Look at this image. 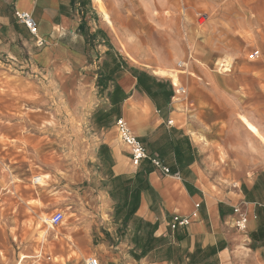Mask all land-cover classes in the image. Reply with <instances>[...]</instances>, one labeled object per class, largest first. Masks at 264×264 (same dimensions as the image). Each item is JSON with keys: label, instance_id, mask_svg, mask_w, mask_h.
<instances>
[{"label": "crops", "instance_id": "crops-1", "mask_svg": "<svg viewBox=\"0 0 264 264\" xmlns=\"http://www.w3.org/2000/svg\"><path fill=\"white\" fill-rule=\"evenodd\" d=\"M188 1L194 9L216 8L206 0ZM102 2L120 9L129 0ZM20 11L36 21L41 47L17 21ZM236 12L247 27L244 32L212 34L201 45L184 32V42L176 41L178 57L199 45L205 55H228L238 62L231 73L216 71L219 79L195 67L199 80L190 82L193 93L177 99L172 82L146 65L141 44L126 39L119 27L117 35L111 32L92 0H0V57L35 65L49 73L63 95L80 103L84 96L91 104L86 153L92 157L87 162L103 188L80 198L85 213H79L82 220L72 231L69 252L83 258L93 251L104 264H202L207 253L218 264L246 249L251 264H264V144L240 120L244 116L264 136V0H249ZM109 13L114 24L123 22ZM251 13L254 31L245 20ZM186 28L180 23L181 30ZM247 48L259 57L246 61ZM205 62L212 64L211 58ZM118 118L169 168V175L148 161L132 164L117 134ZM195 211L188 227L169 229L171 216L190 217ZM239 216L247 219L244 231L235 228ZM53 247L57 255H68L60 243L54 241ZM162 249L165 258L157 261Z\"/></svg>", "mask_w": 264, "mask_h": 264}, {"label": "rangeland", "instance_id": "rangeland-1", "mask_svg": "<svg viewBox=\"0 0 264 264\" xmlns=\"http://www.w3.org/2000/svg\"><path fill=\"white\" fill-rule=\"evenodd\" d=\"M206 1L213 2L216 8L194 9L188 0H147L146 5L142 0H129L124 8H104L109 16V12L122 16L123 22L113 25L141 44L146 65L186 70L194 75H182L179 83L161 78L184 86L189 99L193 93L190 82L199 80L195 67L211 71L212 79H219L215 63L222 64L225 57L205 55L199 46L201 40L212 34L228 35L233 30L244 32L247 28L236 10L249 0ZM92 3L97 9L93 0ZM254 17H245L252 31ZM180 23L197 31L194 39L199 45L190 49L192 58L188 64L184 63L185 57L175 55L176 41L184 42L185 29H180ZM251 51V48L244 51L246 61L250 60ZM206 58H211V65L206 64ZM179 61H183L182 68L176 66ZM62 90L54 85L49 73L35 65L11 64L0 57V264H17L21 255L26 256L21 264H85L88 258L96 257L93 251L83 258L72 249L69 252L74 242L72 231L82 220L79 213H85L80 198L85 192L96 194L103 188L96 169L87 162L92 157L86 153L91 104L84 96L81 103L75 102L63 95ZM91 170L93 177L89 175ZM87 175L89 179L85 180ZM35 177L39 178L38 185L33 183ZM55 211L63 212L64 221L49 228V219ZM92 219L98 222L97 216ZM54 241L68 250V257L54 252ZM247 252L235 250L218 264H251ZM165 254L164 249L158 250L157 261L165 258ZM203 257L202 264H214L207 253Z\"/></svg>", "mask_w": 264, "mask_h": 264}, {"label": "built area", "instance_id": "built-area-1", "mask_svg": "<svg viewBox=\"0 0 264 264\" xmlns=\"http://www.w3.org/2000/svg\"><path fill=\"white\" fill-rule=\"evenodd\" d=\"M15 16H16L17 21L28 30L29 34L32 37L36 39L35 40L36 47H41L44 44V42L43 40L37 37V29H38L37 23L33 19L32 15L29 14L28 12L20 11V12H16ZM258 57H259V53L257 51H253L248 56V58L251 60L256 59ZM176 66L178 68H182L184 65H183V62L179 61L176 63ZM171 84L173 87L174 98L181 99L186 95V89L184 86H182L181 84L176 85V86L173 83ZM167 125L171 126L172 121L168 120ZM115 126H116L117 134H118L120 141L130 151L129 152L130 160L135 167H138L143 161H148L151 167L154 170L159 171L162 175L170 174L169 168L163 166L161 160L156 155L149 154L147 152L144 145L132 133V130L129 124L123 118L116 119ZM38 180L39 178L35 177L33 180V183L38 185L39 184ZM195 208L198 209L199 205H196ZM234 212L237 213L239 212V210L234 209ZM195 217H197L196 211L190 217L173 215L171 216L169 220L168 227L172 232L180 228H186L190 225L192 218H195ZM64 218L65 216L63 212L55 211L49 219L50 227L54 228V227L61 225L62 222L64 221ZM246 226H247V219L243 216H239L235 221V228L238 231H244L246 229ZM85 264H99V263L95 257H90L85 261Z\"/></svg>", "mask_w": 264, "mask_h": 264}, {"label": "bare ground", "instance_id": "bare-ground-1", "mask_svg": "<svg viewBox=\"0 0 264 264\" xmlns=\"http://www.w3.org/2000/svg\"><path fill=\"white\" fill-rule=\"evenodd\" d=\"M142 1H143V4L144 3L145 4L147 3L146 2L147 0H142ZM93 2L96 4L97 10H99V12H100L99 14L101 15V18H102V21L104 22V24L110 29V31H112L113 33H115L117 35L118 32L115 29V27L113 25V22H112V20H111V18L109 16L108 12L105 10L104 4H103L102 0H93ZM246 17L247 18H250V17L253 18L254 15H253V13H251L250 15H248ZM186 29H188V28H186ZM188 31H189V34L186 33V36H187L188 40L195 38V34H197V31L196 30H192L190 28L188 30H185L184 32H188ZM126 39L130 40L129 37L126 38ZM188 40H186V41H188ZM121 46H122L124 52L126 54H128L130 56V58H133L134 59V57L131 54H129L126 45L122 44ZM192 46H194V45H192ZM190 53H191L190 52V49L188 48V52L186 54L187 56H185V62H184L185 64H188V61H190V59L192 58ZM134 60H136V59H134ZM181 62H183V61H181ZM236 64H237V62L235 61V59L227 55L224 58H222V64H220L219 71H220V73H225V72H230L231 73L232 72V69L234 68V66ZM187 68H188V66H187ZM149 69H151L152 71H154L156 74L160 75L162 78H168V79L172 80L173 83H179L182 75L183 76H189V77L192 76V74L190 72L186 71V70H180L179 71V70H176L175 69L176 71H174V70H166V69H164L162 67H150ZM240 120L244 124V126L249 131H251V133H253L254 135H256L261 140L262 144H264V136H262L260 134V132L258 131V129L252 123H250L242 115L240 116ZM43 221H47V220L43 219ZM48 227L51 228L50 227V224H48ZM44 234H45V232L43 233V236H44ZM24 258H26V256L25 255H21L20 256V262L17 263V264H21L23 262Z\"/></svg>", "mask_w": 264, "mask_h": 264}]
</instances>
